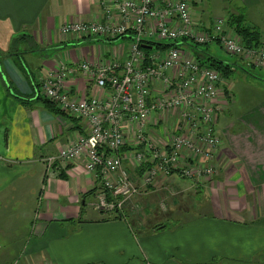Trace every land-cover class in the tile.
<instances>
[{
	"label": "crops",
	"instance_id": "crops-1",
	"mask_svg": "<svg viewBox=\"0 0 264 264\" xmlns=\"http://www.w3.org/2000/svg\"><path fill=\"white\" fill-rule=\"evenodd\" d=\"M101 1L0 0V264H264V81L244 71L245 59L234 61L233 74L242 73L239 83L223 79L220 87L214 130L221 146L212 153L214 177L187 178L173 171L146 186L153 153L137 144L127 118L122 173L140 190L131 207L112 214L95 210L107 192L102 179L86 171L85 156L47 171L45 160L87 136L88 127L40 100L43 81L62 66H123L129 57L133 32L118 39L62 34L66 24L104 23ZM214 1L218 16L194 0L193 20L203 32L212 33L217 20L243 16L264 46V0ZM223 32L234 33L227 24ZM159 42L146 38L142 46L161 58L169 48L148 44ZM178 50L195 57L188 45ZM65 89L72 97L111 95L81 72L67 79ZM162 94L168 96L163 84L153 87V100ZM183 114L153 111L149 143L158 151L171 146L188 125ZM142 153L146 164L135 159ZM189 165L197 163L190 158L181 163Z\"/></svg>",
	"mask_w": 264,
	"mask_h": 264
},
{
	"label": "built area",
	"instance_id": "built-area-1",
	"mask_svg": "<svg viewBox=\"0 0 264 264\" xmlns=\"http://www.w3.org/2000/svg\"><path fill=\"white\" fill-rule=\"evenodd\" d=\"M106 21L104 23H72L63 26L61 32L82 39L108 37L118 39L129 32L135 35L127 61L123 66L92 68L87 64L79 68L62 66L52 72L40 87V96L50 102L57 111L87 123L88 134L57 157L45 160L47 171L55 166L72 164L82 156L86 158V171L102 179L107 194L100 198L96 210L105 213L120 211L125 203L139 194L128 177L122 173L123 159L120 151L126 145L127 118L134 128L139 146L146 145L153 153V167L145 172V185H154L156 179L173 171H180L187 178L213 177V150L221 146L215 134V124L220 113L217 100L220 97L222 76L205 67L197 58L183 57L176 49H169L161 58L147 55L141 45L146 38L155 37L171 43L190 40L199 45L219 43L223 50L234 57H242L249 64L264 65V46L258 50L245 49L235 33H224L226 20H217L213 32H203L193 20L194 0H102ZM152 62L153 64H148ZM156 64V65H155ZM121 70V73L119 72ZM78 72L91 75L97 88L108 89L110 98L72 97L65 89L67 79ZM175 76L171 77L170 74ZM163 84L165 93L153 100V87ZM153 101H150V100ZM184 111L188 121L183 135L176 137L171 146L158 151L147 139V127L153 111ZM197 166H181L185 152ZM206 157L202 165L198 156ZM191 156V155H190ZM138 164L148 163L146 154H137ZM206 160V161H205ZM110 197V200L109 197Z\"/></svg>",
	"mask_w": 264,
	"mask_h": 264
},
{
	"label": "trees",
	"instance_id": "trees-1",
	"mask_svg": "<svg viewBox=\"0 0 264 264\" xmlns=\"http://www.w3.org/2000/svg\"><path fill=\"white\" fill-rule=\"evenodd\" d=\"M228 26L230 29L233 30V32L241 37L242 45L244 46L245 49H259L262 46V36L258 30L255 28L249 27L246 22L245 18L243 16H231L230 19L228 20ZM144 43V42H143ZM148 44H153L157 46L159 49H171V48H180L181 45H188L192 49L196 50L195 55L198 60L202 62V64L210 69H213L217 71L221 76L222 79H228V76L233 74L234 72V67L236 66L235 62H228V61H222L217 58H214L206 52H201L198 49L199 44L195 43L194 41L190 40H183L175 43H170V44H163V43H148ZM141 49L148 55L149 53V47H143L141 45ZM204 54L205 58L201 59L199 56V53ZM20 100V98H18ZM45 105H47L49 108L52 110H56V108L48 101L44 100L43 98H40ZM23 101V100H20ZM113 219H120V216L118 218H113Z\"/></svg>",
	"mask_w": 264,
	"mask_h": 264
},
{
	"label": "rangeland",
	"instance_id": "rangeland-1",
	"mask_svg": "<svg viewBox=\"0 0 264 264\" xmlns=\"http://www.w3.org/2000/svg\"><path fill=\"white\" fill-rule=\"evenodd\" d=\"M202 1H204V8L206 9V10H208V14L209 15H211V16H218V15H220V14H218L217 13V11H216V9H218L217 8V6H216V1H214V0H202ZM196 12L197 11H199V8L197 9V10H195ZM200 11H201V9H200ZM227 25H228V23H227ZM238 37V39H239V41H241V37L240 36H236V38ZM159 43H163V44H169V42L168 41H160ZM241 44H242V41H241ZM28 45V47H29V43L27 44ZM262 47V46H261ZM198 49H199V51H201V52H206V53H211V54H213V55H215L217 58H219V59H221V60H229L230 62H234V61H238V59L237 58H242V57H234V56H231V55H229V54H227L224 50H223V48L221 47V45L220 44H218V43H213V44H210V45H199L198 46ZM194 50V49H193ZM255 50H258V49H255ZM194 51H196V50H194ZM197 52V51H196ZM199 53V52H198ZM195 57L194 58H196V55H194ZM200 56V55H199ZM200 58H201V56H200ZM202 59V58H201ZM243 59V58H242ZM244 60V59H243ZM238 63H239V61H238ZM249 65L250 66H253V67H258L259 68V70H256V71H254V70H250V67H249ZM248 66H246V68H244V71L245 72H247V73H249V75H252L253 77H255L257 80H259V81H264V65L262 66H260L259 67V65H254V64H249ZM239 76H242V73H240V74H231V75H229L228 76V79L229 80H235L236 82H238V81H240V79H242V78H240ZM239 83V82H238ZM239 88V87H238ZM242 87H240L239 88V90L241 89ZM239 90L237 91V94H239ZM226 95V94H225ZM227 96V95H226ZM260 98V97H259ZM176 137H178V136H176ZM194 152L192 151V150H188L187 152H185V154H184V158L182 159V161L181 162H183L185 159L187 160V159H189L190 158V156H188V155H191V157L193 156L194 158H195V156H194ZM203 157H206V154H203V156H198L197 158L198 159H203ZM207 158V157H206ZM191 159V158H190ZM195 160H196V158H195ZM203 167H201V168H205V167H207V165H202ZM212 166H213V168H215V170L213 171V177L217 174V166L215 165V164H212ZM176 172H179L180 173V175H182V173L180 172V171H176ZM145 175V174H144ZM183 176V175H182ZM160 177V176H159ZM158 177V178H159ZM158 178L156 179V182H157V180H158ZM210 178V177H209ZM212 178V177H211ZM155 182V183H156ZM144 184H146V183H144ZM155 185V184H154ZM146 186H151V185H146ZM153 186V185H152ZM139 194H140V190H139ZM138 194V195H139ZM137 195V196H138ZM137 196H135V197H137ZM176 197V196H175ZM134 198V197H133ZM133 198H131L129 201H127L126 203H125V207L127 206V208L128 207H131L132 206V199ZM177 198V197H176ZM174 199V198H173ZM158 206H159V208L163 211V212H168V209H169V206L168 205H166L165 204V202H159L158 203ZM94 207L96 208V206L94 205ZM143 207V206H142ZM96 210V209H95ZM138 212L139 213H142L143 214V212H144V209L143 208H139V210H138ZM107 214H112V213H107ZM193 215V214H192ZM195 215V214H194Z\"/></svg>",
	"mask_w": 264,
	"mask_h": 264
},
{
	"label": "water",
	"instance_id": "water-1",
	"mask_svg": "<svg viewBox=\"0 0 264 264\" xmlns=\"http://www.w3.org/2000/svg\"><path fill=\"white\" fill-rule=\"evenodd\" d=\"M143 47H146V46H143Z\"/></svg>",
	"mask_w": 264,
	"mask_h": 264
}]
</instances>
